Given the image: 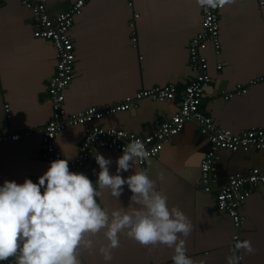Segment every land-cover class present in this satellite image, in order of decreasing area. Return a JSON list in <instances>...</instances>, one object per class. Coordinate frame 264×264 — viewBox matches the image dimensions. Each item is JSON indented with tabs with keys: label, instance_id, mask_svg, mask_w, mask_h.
<instances>
[{
	"label": "crops",
	"instance_id": "obj_1",
	"mask_svg": "<svg viewBox=\"0 0 264 264\" xmlns=\"http://www.w3.org/2000/svg\"><path fill=\"white\" fill-rule=\"evenodd\" d=\"M77 1L45 0L47 13L55 19ZM128 2L85 0L82 13L74 18L70 31L75 51L74 78L65 93L68 114L90 107H112L138 91L157 86L174 84L180 93L193 78L188 45L201 31V7L196 0H133V8ZM134 14L139 15L135 22L136 47L131 44L128 27ZM33 30L31 13L20 0L0 4V136L31 132L19 142L0 144V184L4 180L23 183L26 178L36 182L48 168L40 149V131L51 115L48 83L57 60L52 45L36 39ZM220 40L219 56L211 45L202 51L209 61L212 82L205 90L201 111L217 126L235 134L249 128L264 130V83L250 87L245 95L223 99L237 85L246 86L264 75V0H237L223 7ZM219 64L221 71L216 69ZM177 106L178 100H143L136 109L93 124L67 127L58 135L55 146L63 159L72 161L90 126L147 135L174 115ZM208 150L207 138L189 123L158 157L136 168L157 182L169 207L179 208L191 221V233L181 238L196 264H227L231 255L242 257L239 264H264V189L255 190L241 206L244 221L237 231L231 218L218 209L214 193L207 194L200 187L199 166ZM99 154L113 161L110 172L114 173L121 154L104 150ZM255 168L264 172V151H221L216 164L218 183L222 185L228 177L245 175ZM129 196L125 188L120 201L106 195L103 205L109 209L127 207ZM235 233L251 242L252 253H233L231 239ZM93 239L96 249L92 255L83 253L84 264H104L99 247L106 241L102 234ZM120 245L113 252L112 264H172L173 251L165 246L145 248L124 236Z\"/></svg>",
	"mask_w": 264,
	"mask_h": 264
},
{
	"label": "clouds",
	"instance_id": "obj_2",
	"mask_svg": "<svg viewBox=\"0 0 264 264\" xmlns=\"http://www.w3.org/2000/svg\"><path fill=\"white\" fill-rule=\"evenodd\" d=\"M236 2L196 0L199 7L209 9ZM121 151L114 173L110 172L113 161L96 153L95 180L71 171V158L51 161L36 182L4 180L0 184V264L9 260L15 264H84L83 253H94L93 237L100 234L106 241L99 247L104 264H112L121 236L141 247L172 249V264H196L183 239L192 231L191 221L179 208L169 207L157 182L136 168L149 161L151 153L139 139ZM125 188L130 192L127 207H104L106 195L120 201ZM236 250L253 252L248 240L235 243L233 253ZM227 264H239V257L229 256Z\"/></svg>",
	"mask_w": 264,
	"mask_h": 264
},
{
	"label": "built area",
	"instance_id": "obj_3",
	"mask_svg": "<svg viewBox=\"0 0 264 264\" xmlns=\"http://www.w3.org/2000/svg\"><path fill=\"white\" fill-rule=\"evenodd\" d=\"M5 1L0 0V4ZM20 2L31 13L33 36L49 42L56 52L55 72L48 83L51 115L40 131V149L47 164L56 159H63L62 152L55 146V140L67 127L93 124L116 113L136 109L143 100L157 103L178 100L176 113L164 119L152 133L147 135L115 128L105 129L97 125L90 126L78 147L76 158L69 161L70 170L83 172L92 178L98 171L94 160L96 153L104 150L122 154V148L137 139L151 153L150 159H155L163 151L164 146L181 133L187 124H194L209 143V150L199 166L200 187L207 194L214 193L218 209L231 218L233 226L239 231L244 221L240 215L241 206L255 190L264 189V172L255 168L245 175L230 176L226 183L220 185L216 175V164L221 151L230 153L248 149L264 151V130L249 128L235 134L217 126L213 119L201 111L205 90L212 82L209 61L202 51L207 45H211L216 56L221 53L220 13L223 8H201V31L188 45L189 65L194 76L180 93L174 84L157 86L138 91L133 97H127L124 102L112 107L104 109L90 107L77 114H68L65 107V93L73 81L75 66V51L70 31L74 18L82 13L85 0H78L55 19L49 17L45 0H20ZM128 7L133 8V0H129ZM138 18L139 15L134 14L128 24L133 47L137 44L135 22ZM216 69L221 71L222 65H217ZM260 83H264V75L251 80L246 86L237 85L228 91L223 99L228 101L235 96L245 95L250 87ZM5 109L8 111L9 106L6 105ZM10 117L7 115V119ZM30 135L31 132L28 131L9 132L0 136V144L16 143ZM145 162L142 161L138 165L143 166ZM231 241L234 247L235 243L244 240L240 233H235ZM238 257L240 262L242 257ZM7 263L8 261L4 262Z\"/></svg>",
	"mask_w": 264,
	"mask_h": 264
}]
</instances>
